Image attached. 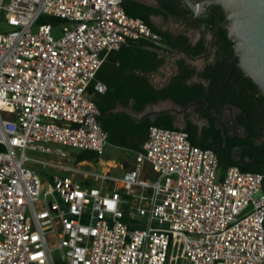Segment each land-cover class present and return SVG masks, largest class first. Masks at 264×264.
<instances>
[{
  "label": "built area",
  "instance_id": "1",
  "mask_svg": "<svg viewBox=\"0 0 264 264\" xmlns=\"http://www.w3.org/2000/svg\"><path fill=\"white\" fill-rule=\"evenodd\" d=\"M0 22V264H169L177 238L183 264H264L263 173L156 125L121 175L73 158L110 144L88 92L105 55L165 46L124 0H0Z\"/></svg>",
  "mask_w": 264,
  "mask_h": 264
},
{
  "label": "crops",
  "instance_id": "2",
  "mask_svg": "<svg viewBox=\"0 0 264 264\" xmlns=\"http://www.w3.org/2000/svg\"><path fill=\"white\" fill-rule=\"evenodd\" d=\"M124 1L132 9L145 14L159 31L174 37L186 36L193 45L205 39L208 47L211 33L207 32L205 24L194 25L188 21L185 13L189 9L182 0ZM169 9H174L179 15L171 16ZM165 48L144 41L129 42L105 55L96 80L106 87V91L96 92L95 83H92L88 92L100 111L101 125L109 136V146L113 150L107 157H103L104 153L96 160L81 161L88 165L86 168L110 171L114 175L131 169L134 165L133 152L142 150L148 138V132H142L138 126L148 119L154 121L162 113H169L178 128H185L190 123L198 126L201 132L208 126V120L198 111L199 104L183 107L171 102V99H160L146 104L141 111L135 110V101L141 98V94L149 88L160 90L170 83L178 72L177 63L180 60L195 67L198 72L214 60V52L208 51L209 55L203 59L191 60L173 49L170 51L169 47L166 48L168 50ZM195 76L190 82H202L198 75ZM78 153L75 152V155Z\"/></svg>",
  "mask_w": 264,
  "mask_h": 264
},
{
  "label": "trees",
  "instance_id": "3",
  "mask_svg": "<svg viewBox=\"0 0 264 264\" xmlns=\"http://www.w3.org/2000/svg\"><path fill=\"white\" fill-rule=\"evenodd\" d=\"M124 8L129 16L141 18L153 32L159 34L163 39V44L166 48L169 47L170 51L178 47L194 57H199L207 52L208 47L205 39L193 45L186 36L174 37L159 31L150 23L145 14L132 9L126 1H124ZM169 14L174 17L179 15L174 9H169ZM185 16L190 18L192 14L187 10ZM224 19L225 13L222 8L214 6L207 18H202L200 21L205 24L207 32L212 33L216 24ZM40 22L60 23L58 20L46 17H42ZM234 45L235 43L228 38L227 29L221 26L215 39L214 46L217 50L214 60L208 63L202 71L197 72L195 67L180 60L177 63L178 72L168 85L160 90L149 88L141 94L139 100L135 101V110L137 111L143 110L146 104L160 99H171L183 107L189 104H199L198 111L208 120V126L201 132L198 126L190 123L185 128H178L169 113H162L154 121L149 119L143 121L138 129L141 127L142 132H149V127L156 125L167 129L182 130L188 134L193 146L210 149L217 155L221 170L237 166L244 172L264 174L263 167H253L246 161V159H252L257 152L264 150V96L256 95L258 86L238 65L235 66L229 79L230 60ZM166 48L165 50H168ZM195 75L205 80L208 85L206 86L202 82H190ZM91 85L89 89L92 88ZM224 104L239 110L237 119L239 126L244 129V137L238 132L231 135L227 130L222 131L217 127L216 121L222 115V105ZM99 121L101 123L100 118ZM256 140H261V143L256 144ZM234 147L240 150L239 158L235 157ZM98 157L96 153L90 151H82L75 155L77 162L96 160Z\"/></svg>",
  "mask_w": 264,
  "mask_h": 264
},
{
  "label": "water",
  "instance_id": "4",
  "mask_svg": "<svg viewBox=\"0 0 264 264\" xmlns=\"http://www.w3.org/2000/svg\"><path fill=\"white\" fill-rule=\"evenodd\" d=\"M182 1L196 17H200L211 6H220L222 8L225 13V19L217 23L211 33L209 52L212 53L214 51L218 29L224 26L227 29L228 38L235 43L230 60L229 79L235 66L238 65L258 86L256 95L264 96V0ZM173 50L186 55L191 60L203 59L209 55L208 52L199 57H194L184 49L176 47ZM200 80L204 85H208L205 80ZM171 102L173 101L171 100Z\"/></svg>",
  "mask_w": 264,
  "mask_h": 264
},
{
  "label": "flooded vegetation",
  "instance_id": "5",
  "mask_svg": "<svg viewBox=\"0 0 264 264\" xmlns=\"http://www.w3.org/2000/svg\"><path fill=\"white\" fill-rule=\"evenodd\" d=\"M213 8L214 6L207 8L206 12L204 14H201L200 17H196L195 14H193L192 17L188 19V21L193 23L194 25L203 24L200 20L203 17L206 19L209 13L212 12ZM216 50L217 48L214 46V51H213L214 57H215ZM208 51H209V45H208V50L206 53H208ZM238 114H239V110L236 108H233L231 105H228V104L222 105V115L217 118L218 128H221L222 131L227 130L231 135L234 132H238L244 137L245 136L244 129L238 124V119H237ZM255 143L259 144L261 143V140H256ZM239 151L240 150L237 147H234L233 152L235 154V157L237 158H239ZM246 161L249 165L253 167H263L264 168V150L257 152L252 159H246ZM263 186H264V182H263Z\"/></svg>",
  "mask_w": 264,
  "mask_h": 264
},
{
  "label": "rangeland",
  "instance_id": "6",
  "mask_svg": "<svg viewBox=\"0 0 264 264\" xmlns=\"http://www.w3.org/2000/svg\"><path fill=\"white\" fill-rule=\"evenodd\" d=\"M63 27L64 25H56L54 27V30H53V37L54 38H59L62 34V30H63ZM7 28V25L5 22H0V31H4L6 30ZM113 150V147L109 146L106 148V152L105 154L103 155V157H107L108 156V153ZM74 154L73 153V158H74ZM39 174L41 176H44L46 174H49L52 172V170L48 169V168H42V167H38L37 168ZM260 194L256 195V197H259ZM175 244H176V248H175V251L174 253L172 254L171 256V259H170V263L169 264H183L184 262V245L181 241L180 238H177L176 241H175Z\"/></svg>",
  "mask_w": 264,
  "mask_h": 264
}]
</instances>
